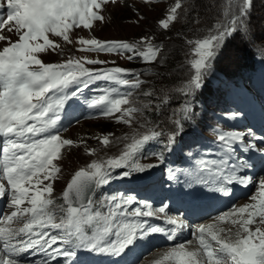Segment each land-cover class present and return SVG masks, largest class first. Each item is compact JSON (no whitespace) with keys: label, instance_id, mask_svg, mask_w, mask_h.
Returning a JSON list of instances; mask_svg holds the SVG:
<instances>
[{"label":"snow or ice","instance_id":"1","mask_svg":"<svg viewBox=\"0 0 264 264\" xmlns=\"http://www.w3.org/2000/svg\"><path fill=\"white\" fill-rule=\"evenodd\" d=\"M153 2L142 0L144 4ZM223 2V19L218 20L204 37L186 41L195 58L187 60L194 74L179 90L185 95L201 87L225 38L238 30L242 18L251 8V0ZM117 3H123V0H6V18L0 16V198L7 196L8 207L13 210L0 216V264H19L17 257L29 250L47 252L53 259L59 255L72 257L76 254L75 251L54 247L58 242L73 248L120 256L152 234H165L171 241L186 227L178 217L162 216L166 207L153 210L146 202L129 207L134 203L133 197L114 194L105 197L99 202V207L94 208L95 202L90 195L113 178H127L153 167L141 164L137 154L147 143L162 135L159 131H150L139 138L134 134L119 155L106 160L94 159L86 168H79L62 191L63 202L58 203L53 197L54 182L62 171L55 161L63 159L65 149L77 146V141L64 138L55 131L60 120L59 110L69 99L65 90L72 85L87 87L90 81L99 79L128 89H140L144 81L138 74H130L128 69L119 66L106 69L85 66L106 63L103 60L71 57L61 63H45L37 54L57 50L63 54L62 45L51 39L49 34L71 44L70 33L73 30L82 27L91 31L94 22L105 20L102 13L106 6ZM182 8V0H174L164 18L157 21L158 27L168 30L179 19ZM3 9L5 5L0 2V10ZM5 32H14L18 39L12 41ZM152 40L150 36L131 43L77 37L76 42L82 46L78 51L127 54L128 60L141 58L144 63L162 64L163 46L155 45ZM4 42L7 46H2ZM101 92L86 101L87 106L97 109L103 117L131 125L134 114L141 111L137 107H124L131 104L133 92L121 93L117 87L102 89ZM56 94L60 95L53 99ZM143 95L151 96L152 93L145 91ZM162 103H167V99ZM180 111L187 119L190 107L185 104ZM173 123L182 130L180 119ZM110 136L93 138L98 139L101 145L109 146ZM121 139L128 140L129 137ZM173 139L174 136H169L168 143L171 144ZM218 139L230 158L233 145L242 143L244 134L222 132L218 133ZM79 143H85L84 139L81 138ZM252 147L247 145L245 150ZM260 151L264 152V149ZM85 152L93 155L95 149L85 147ZM201 164L200 171L211 174L214 186L211 190L225 196L231 191L229 185L248 186L253 183L251 177L238 174L248 166L246 162L229 167V159L225 158L219 164L216 161ZM211 165L215 166V171ZM116 169L126 170L122 177H114ZM2 181H6L7 186ZM256 188V194L250 197L252 203L223 213L209 224L197 226L194 237L198 247L189 249L186 246L192 241L179 243L169 248L154 264H163L164 261L169 264H264V228L250 227L257 223L264 225V178L259 179ZM101 208L106 211H101ZM149 217L162 218L173 227L166 231L163 227L149 225L147 219H142ZM231 217H238L230 221L233 226L239 225L234 233L220 226ZM14 222L22 226L13 228ZM49 229L60 234H52ZM37 264H49V261H38Z\"/></svg>","mask_w":264,"mask_h":264},{"label":"rangeland","instance_id":"2","mask_svg":"<svg viewBox=\"0 0 264 264\" xmlns=\"http://www.w3.org/2000/svg\"><path fill=\"white\" fill-rule=\"evenodd\" d=\"M0 2L6 6V0H0ZM173 3L174 0H154L150 4H144L142 0H123V3H117L116 5L108 4L102 13L105 16V20L103 22H94L91 31L82 27L73 30L70 33L71 44H67L60 38L49 34L51 39L62 45L63 54H61L60 50L56 52L49 51L48 54H37L45 63H61L71 57L103 60L106 63L92 66L100 69L119 66L128 69L131 74H138L139 79L144 81L141 88L133 92V96L130 98L131 104L124 106L141 109L140 112L134 114L131 125L118 123L114 118H106L102 115L58 123V128L55 131H58L64 138L77 141V146L63 151L62 160L55 161L62 169L59 174L60 178L53 185V197L58 203L63 202L62 191L76 170L81 167L86 168L87 164L94 159L106 160L109 157L119 155L124 150L125 144L131 142L134 134L136 138H139L140 135L149 134L150 131H159L162 135L156 139L160 145L169 147V136H174L173 141H176L181 133L184 132L199 130L203 134V129L209 124H211V126H208L210 129L216 127L226 132L233 131L221 120L216 121L214 116L217 114L220 118L226 119V121L232 120L224 113L218 111V108L221 107L220 104L226 87L237 83L238 78H242V71L247 68L251 49L255 48L259 53H263L261 55L264 60V0H251L250 11L242 18L238 30L225 38L218 55L212 60L211 69L208 70L202 80L201 87L193 90L188 95L179 91L188 82L191 75L194 74V70H190L187 60L195 58V56L191 53L190 46L187 45L186 41L207 35L208 30L218 20L223 19L221 13L225 4L223 0H182L183 8L180 10L179 19L171 24L168 30H163L158 27L157 21L164 18L167 9ZM133 8H135V11H133ZM184 9H187V12ZM0 16L6 18L4 9L0 10ZM140 17H143V19H140ZM4 34L10 35L12 41L18 39L14 32L11 34L5 32ZM149 36L153 38L152 42L155 45L163 46L162 55L164 62L162 64L159 62L154 64L144 63L141 58L128 60L126 58L127 54L121 56L118 54L78 51L82 46L76 42L77 37H83L86 39L96 38L101 41L123 40L131 43L139 41L141 37ZM2 46H7V42H4ZM134 78L135 76H132V79ZM245 80L243 83H245ZM145 91L151 92L152 95L144 96L143 92ZM65 94L69 96V99L74 98L67 91H65ZM59 95L56 94L53 99L58 98ZM218 96H220L218 103L212 102V98ZM165 98L167 103H162ZM145 104H148V107H144ZM185 104L190 107L187 119H184V114L180 111ZM176 119L181 120L182 130L177 129L173 123ZM107 134H111L109 146H103L98 142V139L93 138ZM125 136L129 137V139H121ZM81 138L84 139L85 143H79ZM237 144L241 145L240 143ZM85 147L95 149V153L93 155L86 154ZM239 149H243V146ZM137 159L141 164L153 165L150 169L158 166V157L150 154L145 155L143 148L137 154ZM257 162L259 163V160ZM256 163L254 164L256 165ZM123 171L125 170L121 169L118 173ZM258 181L259 178H256L249 189L248 196L244 200L237 202L231 210L225 212L233 211L236 207L243 206L245 203H252L250 197L256 194ZM2 182L6 185V181ZM45 183H48V181H45ZM137 192L138 194L141 193L139 190ZM102 198H104L102 194L100 197H94V207H99V202L103 200ZM0 199L2 200L0 216H3L5 213H10L13 209L8 207L9 199L7 196ZM229 219L220 226L225 229H231L234 233L239 225L233 226ZM214 220L215 218L208 220L204 224H209ZM11 226L18 228L22 224L14 222ZM257 226H259L258 223L250 225L253 229ZM177 244L172 245V247ZM195 245L194 241L190 245L186 244L187 247ZM169 248L171 247L165 248L166 251ZM160 249L162 248H157L156 250ZM150 257L147 259H150ZM145 260L142 262L143 264H146ZM19 264L22 263L20 262Z\"/></svg>","mask_w":264,"mask_h":264},{"label":"bare ground","instance_id":"3","mask_svg":"<svg viewBox=\"0 0 264 264\" xmlns=\"http://www.w3.org/2000/svg\"><path fill=\"white\" fill-rule=\"evenodd\" d=\"M240 132H242V131H240ZM239 132V133H240ZM242 146H243V150H245L246 149V146L247 145H253L254 147H252V148H249V149H247V150H245V151H251V152H253V153H256V154H258V156H259V158L260 157H262L260 154L261 153H258V152H260L259 150H258V148H260V147H257L256 146V142L255 143H253V142H246V141H244L243 140V142L242 143H240ZM119 149V148H118ZM261 159V158H260ZM253 166H255V164H252V167ZM244 173H246V171H243ZM261 178H264V177H261ZM139 192H141V191H139ZM224 213H226V212H224ZM223 214V213H222ZM231 219H236V217H231L229 220H231ZM260 227H262V228H264V225H259ZM185 231V230H184ZM180 232H182V231H180ZM196 247H198V246H191V247H188L189 249H194V248H196ZM148 247L146 246V245H142V244H139L138 246H137V248H136V253H137V255L138 254H140V252H142V251H144L145 249H147ZM166 253V251H163V250H160V251H158V252H155L153 255H151V257H150V259H147V260H145V263L146 264H153L156 260H160V258H161V256H163L164 254ZM124 262V261H123Z\"/></svg>","mask_w":264,"mask_h":264}]
</instances>
